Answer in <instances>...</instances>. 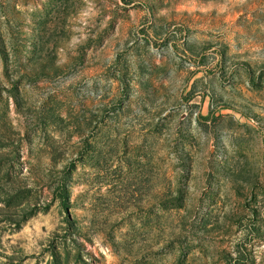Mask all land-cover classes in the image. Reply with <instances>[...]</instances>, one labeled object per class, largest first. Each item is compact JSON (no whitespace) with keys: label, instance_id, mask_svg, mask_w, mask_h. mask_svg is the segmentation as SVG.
Returning <instances> with one entry per match:
<instances>
[{"label":"rangeland","instance_id":"rangeland-1","mask_svg":"<svg viewBox=\"0 0 264 264\" xmlns=\"http://www.w3.org/2000/svg\"><path fill=\"white\" fill-rule=\"evenodd\" d=\"M0 264H264V0H0Z\"/></svg>","mask_w":264,"mask_h":264}]
</instances>
